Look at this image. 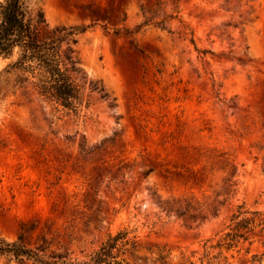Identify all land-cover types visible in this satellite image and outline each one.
Here are the masks:
<instances>
[{"label":"rangeland","instance_id":"rangeland-1","mask_svg":"<svg viewBox=\"0 0 264 264\" xmlns=\"http://www.w3.org/2000/svg\"><path fill=\"white\" fill-rule=\"evenodd\" d=\"M174 1L27 0L43 37L78 30L79 67L109 97L93 94L87 111L68 115L0 58L8 242L81 260L128 228L167 245L173 264L192 251L199 264L240 206L264 217V0H179L195 44L178 20L147 22L150 6L163 16ZM179 198L207 220L160 208ZM210 264H264V234Z\"/></svg>","mask_w":264,"mask_h":264},{"label":"trees","instance_id":"trees-1","mask_svg":"<svg viewBox=\"0 0 264 264\" xmlns=\"http://www.w3.org/2000/svg\"><path fill=\"white\" fill-rule=\"evenodd\" d=\"M179 0H175L172 13L160 16L155 6H150L148 23L165 28L168 21L178 20L185 34L195 44L194 33L179 18ZM159 5V3H157ZM44 20L33 17L27 0H0V58L10 59L7 72L21 76L33 92L46 103L62 108L68 115L79 117L93 104V94L102 100L109 95L99 83L88 82L79 67V53L74 49L78 30L59 29L52 37H43ZM205 53V52H203ZM160 208L179 217L203 223L207 216L203 210L195 209L185 198L160 203ZM264 234V217L260 212L240 206L230 218L227 232L217 241L204 246L199 264H210L218 260L223 250L230 251L245 243L256 234ZM46 248H27L21 241L8 242L0 236V257L25 260L40 264H173L171 250L167 245L144 242L134 231L124 228L109 235L101 245L83 259L71 258L66 253L48 254ZM219 250L218 254H213ZM145 253L148 257H142ZM200 253L192 251L183 255L175 264H197Z\"/></svg>","mask_w":264,"mask_h":264}]
</instances>
